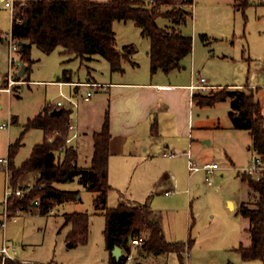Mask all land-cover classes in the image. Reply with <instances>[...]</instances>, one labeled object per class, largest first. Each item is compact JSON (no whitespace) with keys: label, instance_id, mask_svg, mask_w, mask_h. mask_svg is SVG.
I'll use <instances>...</instances> for the list:
<instances>
[{"label":"rangeland","instance_id":"rangeland-1","mask_svg":"<svg viewBox=\"0 0 264 264\" xmlns=\"http://www.w3.org/2000/svg\"><path fill=\"white\" fill-rule=\"evenodd\" d=\"M12 1L26 5L30 0ZM90 1L108 2L109 0ZM234 1L195 0L192 7L193 16L181 27L185 35L193 37V59L186 58L183 64L189 66L191 61L194 62L196 55L194 70L199 73V77L207 80V85H222L224 88L233 85L230 89L241 87L240 89H245L247 92L254 90L264 114V0H250V6L245 14L235 7ZM173 2L180 4L182 0H173ZM172 8L173 6H164L162 9L166 11ZM12 15V8L6 7L4 0H0V29L5 35L11 32ZM157 22L162 28L171 25V21L164 17H159ZM114 30L118 49L123 50L130 45L135 48L130 60L123 62L127 68V77H130V61L137 62L142 70L143 68L149 70L148 53L151 41L143 35L142 29L137 27L134 21L121 20L114 23ZM203 34L207 36L206 41L201 38ZM9 42L10 39L0 43V87L2 85V88H6L4 87L6 82L9 83L7 78L10 73L13 79H16L15 75L18 73L16 69L10 70ZM13 55L20 59L19 53ZM31 57L35 60L29 73L31 82L14 85L10 92L0 90V158H8L9 147L21 136L28 118L39 113L45 104H56L59 101L67 103L63 94L71 96L67 93L66 86H70L68 84H43L37 81L55 80L64 75V69L72 71L70 74L73 79L80 78L86 81L92 76L99 80H110L113 73L105 58L98 55L90 59L75 57L64 53L62 47L45 54L34 46ZM95 57L98 61H94ZM248 86L254 89H249ZM216 90L222 89H210L205 94L218 92ZM80 91L83 93L85 88L81 87ZM74 99L81 101V97ZM230 110L227 101L213 107L203 106L196 109V115L199 114L200 118L197 119L198 131L194 134L193 143L197 144L196 148L203 154L205 161H195L198 165L208 162L219 165V169L211 176L212 185L206 182V175L201 171L194 173L192 190H177L169 198L162 194V188L155 194L159 195L158 198L156 197L158 207L167 209L164 215L168 238L174 239L171 236H178L184 237L181 238L182 240L188 238L194 240L190 257L184 258L186 264H263L261 260L246 261L236 251L241 244L249 246L252 242L248 231L250 221L239 213V205L241 202L250 203L255 199L251 188L240 176L244 171L248 173L246 170L254 159L250 162L253 153L248 151V147L252 144L248 132L239 131L238 139L232 140V137H228L230 134L228 129L213 128L212 123L218 119L223 127L228 124ZM77 112L78 110L73 112V119L77 116ZM14 119L17 121L15 122ZM97 130L99 128L95 127V131ZM43 136L42 130L38 128H32L25 133L14 159L17 167L30 157L34 145L41 143ZM228 141L231 146L236 147V158L232 157V161L225 151V144ZM92 152V149L83 150L79 156V164L89 166ZM57 155L60 159L63 158L61 152ZM128 171L130 173V167ZM188 173H190L189 169ZM37 177L36 173H28L18 181L17 187L32 188ZM55 186L62 190H79L78 199L65 204L53 202V214H42L39 207L33 206L28 211H18L6 216L7 192L13 191L14 188L10 184L8 166L0 167V249L5 246L10 249L15 247L16 254L12 260L21 264H109L110 254L106 248L104 235L105 215L102 211L96 210L93 204L95 193L83 188L77 179ZM124 187L125 195L146 192L143 184L137 182L132 184L128 182ZM25 192L24 190L23 193ZM119 195L120 192L117 190L112 193L113 198L107 201L109 208L118 205L121 196ZM173 197L176 199L170 201L169 199ZM230 202L236 204V208L230 205ZM72 212L88 213L90 223L88 244L80 245L76 249L67 247L65 241L67 230H62L64 214ZM2 223L5 225L3 226ZM143 236L147 237V234L143 233ZM138 252V249L133 250L132 258L127 264H135L139 261L144 264L181 263L176 254H170L167 262L156 263L139 255Z\"/></svg>","mask_w":264,"mask_h":264},{"label":"trees","instance_id":"trees-1","mask_svg":"<svg viewBox=\"0 0 264 264\" xmlns=\"http://www.w3.org/2000/svg\"><path fill=\"white\" fill-rule=\"evenodd\" d=\"M152 3V5H149ZM195 0H182L180 4L173 0H109L95 2L90 0H30L26 5L14 3L13 22L10 36L13 40L22 41L19 55L22 64L26 65L25 73L20 71L16 80L30 82L29 73L35 61L31 57L32 48L36 46L45 54H50L58 47L66 54L90 59L94 55L105 58L112 72L123 73L124 61H129L135 53L130 45L123 50L118 49L114 23L116 21H134L151 41L149 52L150 71L154 75L159 70L169 73L182 69V61L193 52V37L185 35L181 27L193 16L192 7ZM235 7L245 14L250 0H235ZM164 6H173L163 11ZM178 6V7H177ZM164 17L171 25L162 28L158 18ZM206 41L207 36H201ZM8 40V36L0 30V42ZM131 62V61H130ZM69 72L65 71L64 79ZM71 82V80H65ZM252 89V88H249ZM194 101L199 106H214L230 100L229 116L232 127L248 131L252 137L251 150L259 158L260 172L257 175L243 172L241 179L254 193L250 203L242 202L239 213L249 219L248 229L251 245L241 244L236 251L246 261L261 260L264 264V114L254 90H228L208 94L195 93ZM81 101L85 102L81 97ZM54 106L46 104L42 112L25 124L24 131L14 144L9 147V173L13 192L26 191L20 196H10L6 202L8 216L18 211L30 210L35 202L42 214L50 213L53 202L60 204L78 199L79 190H62L55 185L60 183H78L87 190L96 192L94 206L105 215V243L110 254L109 264H127L128 245L138 237L147 234L144 244L138 248L142 254H176L180 264H186L184 258L190 256L194 240L169 241L164 235L161 224L152 217V209L148 204L130 206L124 202L118 206H107L108 194L112 190L109 182L110 132L109 113L105 114L102 127L94 132L93 156L88 167L77 164L78 153L74 145L67 143L71 135L70 125L72 110L62 109L59 115H52ZM60 109V108H59ZM39 128L44 132L42 143L34 146L31 155L19 167L14 159L22 145L23 136L32 129ZM153 132L157 133V123L153 124ZM63 154L60 159L57 153ZM28 173H36L37 180L32 188H18V181ZM24 189V190H23ZM64 226L71 225L66 236L67 247L75 248L89 242L90 223L88 213L72 212L64 214ZM119 246L124 254L117 260L112 251ZM0 264H21L12 259L3 260ZM135 264H142L136 262Z\"/></svg>","mask_w":264,"mask_h":264},{"label":"crops","instance_id":"crops-1","mask_svg":"<svg viewBox=\"0 0 264 264\" xmlns=\"http://www.w3.org/2000/svg\"><path fill=\"white\" fill-rule=\"evenodd\" d=\"M193 52L186 58H191L192 60ZM94 59V61H98V58L95 57ZM183 61L182 69L173 70L169 73L159 70L152 75L150 71V60L149 70L148 68H146V70L143 68L142 70L137 62L131 61L130 77H127L128 72L124 63L123 66L125 71L123 73L113 72L112 75L114 76L111 75L110 80H99L93 76L88 78L89 81L80 78L76 80L73 79L72 74H70L72 72L71 70L64 69V72H69L67 79H64L63 76H59L55 80L37 81L43 84H55L65 82V80H71V82H95L104 85L102 88L95 89V93L99 92L96 93L98 94L97 96L95 94L93 101H88V103L80 101L77 116L75 119L72 118V122L76 124L78 132V137L72 143L78 153L77 164L80 167H88L79 164L80 153L85 149H92L94 151L92 135L94 132L101 129L105 114L108 112L110 132L112 134L109 159V182L112 185V190L108 194V199H112V193L117 190L121 195H119L120 199L118 200V205L121 202L130 206L148 204L152 209V217L161 224L164 235L169 241H188L190 238H188V240H182L181 238L184 237L178 236H171V238L174 239L168 238L165 230L164 215L167 209L158 207L156 197L158 198L159 195L155 194H157L158 189L162 188V194L169 198L177 190L184 191L193 189L194 172L188 173L187 169L186 152L188 150L192 151L195 160L199 162L205 161L203 154L196 148L197 144L193 143L195 140L194 134L198 131V129H196L197 119L200 118L199 114L196 115V109L198 107L203 108V106H199L194 101V93L189 89L194 83V75L199 76V73L194 70L196 66V55H194V62L191 61V63H189L190 68L189 66H184ZM10 70H12L11 64ZM9 77L7 79H9ZM8 84L9 83L6 82L4 87H8ZM211 86L214 87V89L224 88L222 85ZM231 86L233 85H228L226 88L228 90H235L230 89ZM66 87L67 93L77 98L82 97L87 90L83 87L85 91L82 93L80 91V86L75 87L70 85ZM248 88L251 87L248 86ZM0 89H3L2 85ZM227 102L230 104V100H227ZM45 105L41 108L39 113L42 112ZM229 112L230 111H228V115ZM34 117L28 118L27 121ZM14 121L16 122L17 120L14 119ZM155 122L157 123V133L153 132V124ZM214 122L212 123L213 128L228 129L230 131L228 137H232V140L239 137V131H245L234 129L230 116L229 122L225 127L221 125L219 119ZM95 127L99 128V130L95 131ZM71 133L73 134L74 130H72ZM249 136L252 139L250 134ZM225 151L231 161L232 157L235 156L234 158H236V147L235 145L231 146L229 141L225 144ZM248 151L253 153L250 161L252 162L256 154L251 150V147H248ZM165 154H173V156H165ZM128 167H130V173ZM128 182H130V184H132V182L143 184V189L144 191L146 190V192L143 194L130 193V195H125L123 189ZM168 192L171 193L167 194ZM94 193L95 199L96 192ZM142 195H144V197ZM174 198L176 199V197H173L169 200L171 201ZM232 205L236 208V204L232 203ZM53 213L54 210L52 209L50 214ZM64 223L65 220L62 224V230H67L66 237L71 230V225L64 226ZM122 252L124 254L123 250ZM139 255L149 258L151 262L158 263L167 262L170 254L139 253ZM141 263L144 264L143 262Z\"/></svg>","mask_w":264,"mask_h":264},{"label":"built area","instance_id":"built-area-1","mask_svg":"<svg viewBox=\"0 0 264 264\" xmlns=\"http://www.w3.org/2000/svg\"><path fill=\"white\" fill-rule=\"evenodd\" d=\"M5 2V6L8 8H12V11L14 12V3L15 1L12 0H4ZM8 39H10L9 42V46H10V64H11V68L12 69H16L18 72L21 70L22 68V62L20 59H18L16 56H14V53H19L20 50V45L19 42L16 40H13L10 36V33L7 34ZM12 74H10L9 77V84L8 87L0 89L3 91H11V87L17 84H23L25 83L24 81H18L16 79L12 78ZM194 83L189 87L190 91L192 93H202L205 94L207 90L210 89H214V87L207 85V81L205 78H201L199 76L194 77ZM60 85H64V84H68L71 86H80V87H85L87 90L85 91L84 95L82 96L83 100L85 102L90 101L94 95H95V89L97 88H102L104 87L103 84L100 83H95V82H59ZM198 91V92H196ZM63 94V93H62ZM64 97L66 98L65 100L67 101V103L63 102V101H59L56 104H50L51 106H54L55 109H67V110H72L73 112L75 110H78L80 107V101L74 99L73 96H66L65 94H63ZM77 115V114H76ZM2 127H6V125H2ZM70 130H74V133L69 136V138L67 139V143L70 145H73V141L78 137V132H77V126L76 124H74V122H72L71 120V125H70ZM165 156H173V154H165ZM186 156H187V166L190 172H204L206 175V182L211 186L212 185V180H211V176L215 173V171L219 168V165L215 162H208V163H204L202 165H198L195 161V158L192 154L191 150H188L186 152ZM260 159L259 158H254V161L252 162V165L249 166V168H247V172L249 174H259L261 168H260ZM8 166L9 165V158H0V167H4V166ZM171 192H168L167 194H170ZM8 198L9 196L12 195H16V196H20L23 194V191L21 189L17 190L15 193L13 191H8ZM7 198V200H8ZM6 200V202H7ZM38 203V202H37ZM6 216H8V213H6ZM2 225L4 226L5 223H2ZM145 242V237L141 236L138 238L133 239L130 244L128 245L129 251L126 252L129 260L132 258V252L134 249H138L139 247H141ZM16 254V248L13 247L12 249H10L8 246H5L3 248L0 249V256L3 258V260L6 259H13L14 256Z\"/></svg>","mask_w":264,"mask_h":264},{"label":"water","instance_id":"water-1","mask_svg":"<svg viewBox=\"0 0 264 264\" xmlns=\"http://www.w3.org/2000/svg\"><path fill=\"white\" fill-rule=\"evenodd\" d=\"M19 45H23V42L20 41V42H19ZM25 68H26V65L23 64V65H22V69H21V71H20V76H23V75H24V73H25ZM61 112H62V109H54V110L52 111V115H59ZM35 205H37V202L34 203V206H35ZM230 205H232V202H230ZM112 255H113V257H115L117 260H119V259L122 257V255H123L122 249H121L119 246H116V247L114 248V250L112 251Z\"/></svg>","mask_w":264,"mask_h":264}]
</instances>
